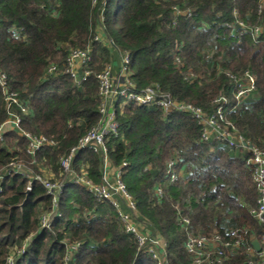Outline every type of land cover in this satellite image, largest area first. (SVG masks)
<instances>
[{
    "label": "trees",
    "instance_id": "16d2710c",
    "mask_svg": "<svg viewBox=\"0 0 264 264\" xmlns=\"http://www.w3.org/2000/svg\"><path fill=\"white\" fill-rule=\"evenodd\" d=\"M236 10L247 25L244 29L229 26ZM257 26L259 34L250 29ZM100 29L104 42L95 40ZM89 45L94 46L90 73L77 85L67 70V56L71 49ZM126 53L133 89L158 83L162 93L208 115L226 96V121L250 144L264 149V7L259 10V0H0V68L10 88L27 103L21 127L56 142L32 156L26 152L27 138L10 130L0 142V169L15 158L36 173L68 182L59 198L62 215L50 228H41L40 213L52 207L46 189L35 182L28 194L27 178H5L0 264H8L12 248L28 237L32 241L25 252H15L14 264H64V240L82 242L77 264H158L126 231L110 201H98L86 186L71 181L85 168L100 183L101 152L79 150L69 172L59 160L100 121L96 76L107 64L120 73ZM52 65L56 70L49 72ZM247 70L256 75V88L238 102V82L232 75ZM7 117L0 87V125ZM117 119L119 133L106 137L108 157L121 169L137 204L138 222L151 237L167 242L170 264H192L185 249L189 233L219 232L227 238L233 228L241 229L244 239L227 264L246 261V247L253 235L261 239L264 229L251 211L259 191L247 163L249 147H231L216 137L205 140L202 125L190 113H167L154 104L131 103L118 111ZM173 170L179 173L177 179H171Z\"/></svg>",
    "mask_w": 264,
    "mask_h": 264
},
{
    "label": "built area",
    "instance_id": "2783aa9c",
    "mask_svg": "<svg viewBox=\"0 0 264 264\" xmlns=\"http://www.w3.org/2000/svg\"><path fill=\"white\" fill-rule=\"evenodd\" d=\"M263 7L264 0H259V10L263 9ZM235 16L236 20L229 26L246 28L247 25L239 18L237 10L235 11ZM250 29L253 33H260L259 26L250 27ZM95 40L104 42V33L101 29L96 34ZM93 51L94 46L89 45L87 48L71 49L67 56V70L73 76L77 85H80L90 73L87 66L93 60ZM130 60L128 53L122 56L120 73L114 71L113 64H107L97 74L99 94L102 99L99 109L101 119L79 139L78 143L66 155H62L59 159L63 171L69 172L72 170L74 157L79 150L89 149L101 152L103 158L102 181L97 183L87 176L88 172L85 168L82 169V175H77L71 181L86 186L98 201H110L117 208L126 231L136 237L139 248L143 253L151 256L158 264H170L167 242L159 236L151 237L149 229L138 222L137 204L122 179L121 169L112 165L106 145L107 136L119 133L118 111H123L125 106L131 103L139 105L154 104L162 107L167 113L172 112V110L190 113L202 125V138L205 140L216 137L227 141L231 147L239 144L249 147L251 154L249 159H247V163L252 167V177L259 191L257 204L251 211L260 223H264V149L250 144L236 131L233 124L226 121L225 112L228 98L226 96L220 97L217 110L213 114L208 115L202 108L192 103L177 101L172 99L171 95L162 93L158 83L141 91L135 90L127 70ZM55 70L56 66L54 65L48 68L49 72H54ZM232 77L238 82L234 93L235 97L238 102H242L247 93L256 88L257 77L249 70L245 71L241 76L232 75ZM0 87L8 110L7 119L0 125V142L3 141L4 135L8 131L17 130L20 135L27 138L26 152L32 156H35L44 146L55 145L56 142L45 135L32 134L21 127L22 114L28 113L27 103L21 100L18 91L10 88L8 75L1 68ZM123 164L125 165L126 163L124 162ZM173 165L174 162L169 163L170 167ZM13 174H19L28 179L27 190L33 189L36 182L43 185L46 192L51 196L52 207L42 211L39 215L41 228H50L62 215L59 209V198L63 187L68 182L53 180L48 173H36L24 161L12 158L0 169V194L4 190L3 181L7 176ZM169 174L171 179L179 177V173L175 170L170 171ZM156 190L159 195L162 194L161 184L156 186ZM183 221L189 223L188 218H184ZM248 232V228L243 230V234ZM230 235L231 237L225 238L219 232H215L211 236L189 233L185 242V249L191 256L192 264H227L231 253L240 252L243 243L242 238L244 239L239 228H233L230 231ZM252 238V245L247 246L245 250L250 257L241 264H264V229L261 239H257L254 235ZM254 240L260 241L261 247L259 250L253 245ZM31 241V237H28L20 247L12 248V253L8 257V264H14L15 252L16 254L25 252L26 246ZM64 242L67 251L64 256V264H77L75 255L82 242H69L68 240H64Z\"/></svg>",
    "mask_w": 264,
    "mask_h": 264
},
{
    "label": "water",
    "instance_id": "95a60500",
    "mask_svg": "<svg viewBox=\"0 0 264 264\" xmlns=\"http://www.w3.org/2000/svg\"><path fill=\"white\" fill-rule=\"evenodd\" d=\"M27 193L29 194V190H27ZM27 199V198H26ZM253 245L256 247L257 250L260 249V241L259 240H254Z\"/></svg>",
    "mask_w": 264,
    "mask_h": 264
}]
</instances>
